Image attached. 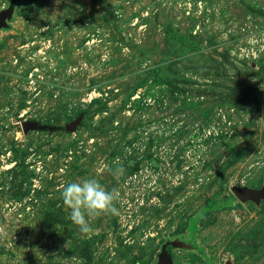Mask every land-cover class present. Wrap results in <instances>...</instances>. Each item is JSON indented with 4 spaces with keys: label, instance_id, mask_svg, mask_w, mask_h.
<instances>
[{
    "label": "rangeland",
    "instance_id": "374dc122",
    "mask_svg": "<svg viewBox=\"0 0 264 264\" xmlns=\"http://www.w3.org/2000/svg\"><path fill=\"white\" fill-rule=\"evenodd\" d=\"M0 17V264H264V199L235 196L264 188V0ZM89 176L119 215L83 234L61 189Z\"/></svg>",
    "mask_w": 264,
    "mask_h": 264
},
{
    "label": "clouds",
    "instance_id": "9594fccd",
    "mask_svg": "<svg viewBox=\"0 0 264 264\" xmlns=\"http://www.w3.org/2000/svg\"><path fill=\"white\" fill-rule=\"evenodd\" d=\"M117 172L122 174L123 168ZM61 199L69 220L81 233L93 231L90 221L101 215H119L115 206L119 199L116 189L108 190L95 176L67 182L61 189Z\"/></svg>",
    "mask_w": 264,
    "mask_h": 264
},
{
    "label": "water",
    "instance_id": "95a60500",
    "mask_svg": "<svg viewBox=\"0 0 264 264\" xmlns=\"http://www.w3.org/2000/svg\"><path fill=\"white\" fill-rule=\"evenodd\" d=\"M0 17V21H1ZM22 129L24 133H28L29 131L32 130H44L46 129L45 126H41L36 122H26L22 124ZM235 196L237 197V199L240 202H245L248 200H254V201H259L260 199H264V188H262L261 190H249V189H241L237 192H235ZM164 264H166V262H163ZM226 264H230V263H226Z\"/></svg>",
    "mask_w": 264,
    "mask_h": 264
}]
</instances>
